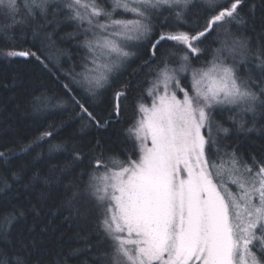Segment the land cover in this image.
Here are the masks:
<instances>
[{
  "label": "snow or ice",
  "instance_id": "obj_1",
  "mask_svg": "<svg viewBox=\"0 0 264 264\" xmlns=\"http://www.w3.org/2000/svg\"><path fill=\"white\" fill-rule=\"evenodd\" d=\"M257 8L264 14V0H0V40L14 45L17 32L28 30L48 47L38 48L40 55L13 47L6 57L57 68L52 57L64 53L54 37L63 26L74 28L66 36L80 37L87 52L77 53L63 88L79 119L97 129L122 114L131 85L117 87L115 74L134 54L129 49L141 42L147 48L143 67L152 76L153 99L126 129L138 144L137 158L110 155L96 140L86 151L72 148L63 165L35 172L27 184L40 186V203L55 189L61 207L94 217L95 242L86 241L93 264H264V153L245 155L229 142L257 123L264 130V26H254ZM169 41L176 51H161ZM205 53L211 58L203 59ZM81 88L88 97L115 89L106 116L70 95ZM49 104L48 97L33 100L37 111ZM52 137L41 133L49 155L69 151ZM0 159L8 163L3 151ZM10 187L4 178L0 191ZM32 211L39 214L38 206ZM24 215L0 203V264H33L28 244L14 235Z\"/></svg>",
  "mask_w": 264,
  "mask_h": 264
},
{
  "label": "trees",
  "instance_id": "obj_2",
  "mask_svg": "<svg viewBox=\"0 0 264 264\" xmlns=\"http://www.w3.org/2000/svg\"><path fill=\"white\" fill-rule=\"evenodd\" d=\"M104 3L107 5L110 0H104ZM256 3L259 4V0ZM119 15L117 13V18ZM254 26L257 31L264 26V14L259 8L255 13ZM73 31L72 26H63L54 37L56 48L64 53L52 57L59 71L52 64L45 66L47 62L41 63L31 57L9 58L3 55L13 47L18 51L31 49L37 55H40L38 48L47 51V41H34L28 30L23 35L17 32L14 45L0 40V151L8 159L7 164L0 159V187L3 186L4 178L11 185L0 191V203L8 207L15 205L25 212L24 217L15 225L14 235L28 244L33 264H53L61 259L63 264H93L94 256L87 249L86 241L93 238L95 242V219L90 217L85 220L61 207V196L55 189L46 202L40 203V186L36 189L29 188V179L35 172L44 174L53 166L63 165L72 148L84 151L93 148L96 140L112 150L110 155L116 153L123 159L127 152L133 159L137 158L138 144L126 138V129L139 119L140 106L149 105L152 99L148 95L152 76L143 67L148 58L147 48L141 42L133 48L134 54L115 74L117 87L120 83L130 82L131 85L127 99L123 101L122 114L115 118L118 122L108 129H97L89 125L86 117L79 119L76 104L69 95H65L63 88L64 84L69 83L68 72L77 65V53L83 56L87 52L78 43L80 37L66 36V33ZM217 46L211 44L212 48ZM178 47H174V42L169 41L164 43L161 51L171 49L175 52ZM176 58L172 57L173 60ZM202 58L210 59L211 55L205 53ZM195 66L199 64L196 63ZM81 70L80 66L75 67V72L79 73ZM100 91L104 92L103 89ZM113 91L115 89L105 95L88 97L81 88L74 89L70 95H74L81 103L88 99L91 104L89 110L98 117H104L110 109L108 100ZM41 96L51 98V104L42 111H37L33 107V100ZM217 119L225 127H231L222 117L217 116ZM44 131L53 132L52 144H62L69 151L49 155L50 145L41 139ZM229 142L238 143L245 155H259L264 153V130L257 123L256 130L248 133L235 132ZM32 205L38 206L39 214L32 211Z\"/></svg>",
  "mask_w": 264,
  "mask_h": 264
},
{
  "label": "rangeland",
  "instance_id": "obj_3",
  "mask_svg": "<svg viewBox=\"0 0 264 264\" xmlns=\"http://www.w3.org/2000/svg\"><path fill=\"white\" fill-rule=\"evenodd\" d=\"M221 2H223V0H221ZM108 4H110V3H108ZM108 4H107V5H108ZM134 47H135V46H134ZM134 47H131V48L129 49V51L133 52V48H134ZM150 88H151V85H150ZM150 88H149V89H150ZM152 99H153V97H152ZM152 99H151V102H152ZM144 106H149V107H150V106H151V103H150L149 105H144ZM229 188H231V190H232L233 192L236 191V187H235L234 185H229Z\"/></svg>",
  "mask_w": 264,
  "mask_h": 264
}]
</instances>
